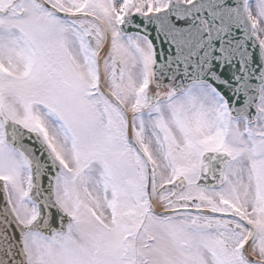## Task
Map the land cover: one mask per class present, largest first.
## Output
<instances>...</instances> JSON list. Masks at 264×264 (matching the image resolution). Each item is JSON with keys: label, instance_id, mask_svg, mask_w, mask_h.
<instances>
[{"label": "snow or ice", "instance_id": "obj_1", "mask_svg": "<svg viewBox=\"0 0 264 264\" xmlns=\"http://www.w3.org/2000/svg\"><path fill=\"white\" fill-rule=\"evenodd\" d=\"M0 264H264V0H0Z\"/></svg>", "mask_w": 264, "mask_h": 264}]
</instances>
